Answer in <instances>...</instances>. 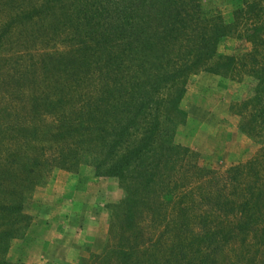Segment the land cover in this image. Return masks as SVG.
I'll list each match as a JSON object with an SVG mask.
<instances>
[{
  "label": "trees",
  "instance_id": "obj_1",
  "mask_svg": "<svg viewBox=\"0 0 264 264\" xmlns=\"http://www.w3.org/2000/svg\"><path fill=\"white\" fill-rule=\"evenodd\" d=\"M245 14L227 24L202 0H0V264L27 196L81 165L122 193L113 254L92 264H264V146L219 173L173 143L188 77L230 75L217 48L232 31L261 43ZM260 84L239 130L264 145Z\"/></svg>",
  "mask_w": 264,
  "mask_h": 264
},
{
  "label": "rangeland",
  "instance_id": "obj_2",
  "mask_svg": "<svg viewBox=\"0 0 264 264\" xmlns=\"http://www.w3.org/2000/svg\"><path fill=\"white\" fill-rule=\"evenodd\" d=\"M202 1L216 7L227 24L232 22V11L243 8L248 33L250 27L261 24V43L239 40L232 31L231 38L217 48V54L232 59L230 75L198 72L189 76L179 103L184 120L175 130L173 143L194 153L199 166L221 173L255 157L264 146L239 130L241 120L251 113L248 100L264 83V0ZM121 196L116 179L95 177L91 167L50 171L25 200L29 221L21 237L10 242L6 261L92 264L94 257L113 254L109 206Z\"/></svg>",
  "mask_w": 264,
  "mask_h": 264
}]
</instances>
